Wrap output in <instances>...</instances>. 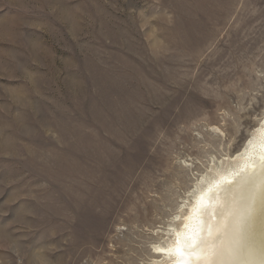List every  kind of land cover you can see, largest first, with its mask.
<instances>
[{
	"label": "rangeland",
	"instance_id": "obj_1",
	"mask_svg": "<svg viewBox=\"0 0 264 264\" xmlns=\"http://www.w3.org/2000/svg\"><path fill=\"white\" fill-rule=\"evenodd\" d=\"M264 121V0H0V264H154Z\"/></svg>",
	"mask_w": 264,
	"mask_h": 264
},
{
	"label": "bare ground",
	"instance_id": "obj_2",
	"mask_svg": "<svg viewBox=\"0 0 264 264\" xmlns=\"http://www.w3.org/2000/svg\"><path fill=\"white\" fill-rule=\"evenodd\" d=\"M154 264H264V121L226 167L203 176Z\"/></svg>",
	"mask_w": 264,
	"mask_h": 264
}]
</instances>
